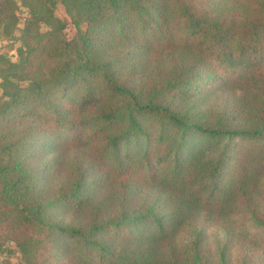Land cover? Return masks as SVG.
Wrapping results in <instances>:
<instances>
[{
	"label": "trees",
	"instance_id": "1",
	"mask_svg": "<svg viewBox=\"0 0 264 264\" xmlns=\"http://www.w3.org/2000/svg\"><path fill=\"white\" fill-rule=\"evenodd\" d=\"M57 2L76 29L72 40L54 14ZM22 9L28 18L17 60L0 55V248L12 242L18 264H100L105 234L125 227L101 222L99 213L126 207L128 232L167 247L171 259L162 264H227L223 254L207 258L202 233L179 255L163 239L169 235L155 210L169 201L178 213L176 193L209 188L203 210L234 198L252 215L260 212L249 189V151L227 167L239 142L264 140V0H0V36H13ZM133 52L148 56L150 67L130 59L119 72L121 53ZM224 81L243 89L251 110L224 115L176 104ZM16 120L26 127L14 131L9 125ZM236 120L255 128L233 129ZM54 133L63 135L56 146L60 169L69 150L84 151L52 188L27 166L25 153L26 139ZM142 142L138 154L127 149ZM211 147L220 150L205 157ZM98 186L105 193L95 198L90 188ZM152 187L168 200L146 191ZM56 204L87 209L90 221L56 226L48 213ZM60 234L73 247H63ZM231 241L246 264H264L255 240L238 234ZM120 259L113 264H149L128 254Z\"/></svg>",
	"mask_w": 264,
	"mask_h": 264
},
{
	"label": "rangeland",
	"instance_id": "2",
	"mask_svg": "<svg viewBox=\"0 0 264 264\" xmlns=\"http://www.w3.org/2000/svg\"><path fill=\"white\" fill-rule=\"evenodd\" d=\"M54 14L67 23L66 29L64 30L65 38L68 40L74 39L76 37V29L66 14L64 6L57 2L54 8ZM18 18L19 23L16 26L17 28L13 36L9 39L0 36V55L5 56L13 62L17 60L16 49L21 46V30L24 27L25 20L28 18L25 10H21ZM80 27L82 31H86V22H82ZM116 51H118V48ZM147 57L134 52L131 55L121 53L117 68L120 70L119 72H125L126 68L123 66L128 64L130 59H132V62L137 67H150ZM176 104L190 109L191 112H205L209 110L212 113L224 115H229L233 110L235 112L251 110V105L244 97L243 89L237 83L226 81L222 82V84L212 86L208 91L203 93L202 98L200 93H197L190 98H181ZM20 121L16 120L14 123H10V128L15 127L13 129L15 131L18 127H26L25 120L23 124H19ZM213 122L214 120L210 121L209 124ZM232 126L233 129L238 130H252L255 128L252 123L240 122L238 120L233 121ZM148 129H151V127H148ZM61 139H63V135L60 133L33 136L26 139L28 143V151L25 153L27 166L35 175L39 172L38 175L41 178V182L52 188H55L56 185L63 181L68 162L72 156L83 153L84 151L83 146L78 147L76 151L69 150L68 154L61 157L64 164L60 169L57 162L59 156H57L56 152L58 147L56 146L60 143ZM44 141L47 144L43 145ZM190 141H192V144L194 143L192 137H190ZM223 143L224 141L221 145ZM138 144L139 146H136ZM138 144H131L127 149L130 148L138 154L145 147L144 142ZM219 150L216 151L214 148L213 150L209 149L204 152V156L213 157ZM247 151H249V155L246 163L251 174L249 189L261 212V210H264V140L260 144L241 141L236 145L235 150L230 153V156L238 155L237 159H239ZM123 153L122 151L120 155L123 156ZM232 160H230L227 167L229 170L235 167V164H233L235 157ZM108 162L113 167V163L110 160ZM56 172L60 173L58 177L56 176ZM90 190L91 195L95 198L98 196L100 198V195L105 193L103 186L93 187ZM146 191H149L154 197L157 196L167 199V195L164 192L160 193L155 187L146 188ZM208 191L209 188L205 192L191 190L184 193H176L175 198L179 197L177 199H181V206L179 207L178 213L173 214L171 212L169 201H166L162 208L155 210V213L162 217L164 232L169 235V238L163 239H170L175 251L179 255L181 253L186 255V246L196 239L198 233H202L200 235L202 239L201 246L210 261H218L219 256L223 254L227 264H246L231 239L233 235H243L255 240L264 251V227L257 220V218L262 220L261 213L258 212L257 216L252 215L234 198H231L219 207H215L213 204L208 206L206 210H203L202 201L206 198ZM94 197L93 199H95ZM48 208L50 220L52 223H56V226H63L65 224L78 225L79 223H88L90 221V214L87 209L74 212L70 207L58 204ZM99 215L100 221L103 223L109 221L110 223L125 227V230H122L119 234L116 232H108L105 234L101 260H98L100 264H113L115 261L120 263V257H125L127 254L137 261L139 259H145L149 264H162L171 259L167 247L161 242L162 240L155 239L152 242L143 243V240L136 239L139 236L137 230L127 231L129 229L127 222L131 217V213L127 211L126 207L117 211H101ZM132 235H134L135 240L131 239ZM58 237L60 238L58 242H62L63 247H73L74 242L65 239L63 234H60ZM78 255H80L79 252ZM109 257L111 261H107ZM102 258L104 259L102 260ZM5 261H9L12 264L21 262V255L10 241H6L0 248V264Z\"/></svg>",
	"mask_w": 264,
	"mask_h": 264
}]
</instances>
